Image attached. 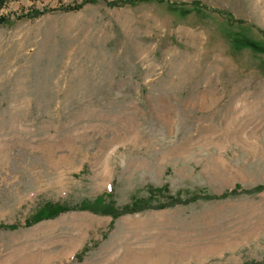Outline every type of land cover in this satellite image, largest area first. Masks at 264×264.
<instances>
[{
    "label": "rangeland",
    "instance_id": "374dc122",
    "mask_svg": "<svg viewBox=\"0 0 264 264\" xmlns=\"http://www.w3.org/2000/svg\"><path fill=\"white\" fill-rule=\"evenodd\" d=\"M80 1L3 10L0 264H264V0Z\"/></svg>",
    "mask_w": 264,
    "mask_h": 264
},
{
    "label": "trees",
    "instance_id": "16d2710c",
    "mask_svg": "<svg viewBox=\"0 0 264 264\" xmlns=\"http://www.w3.org/2000/svg\"><path fill=\"white\" fill-rule=\"evenodd\" d=\"M100 0H81L78 4H76L75 6H66L63 8V10L65 12H69V11H78L80 10L83 6L85 5H89V4H93L96 3ZM8 3V0H0V27L6 25L7 23H9L12 20L15 21H20V20H33L36 19L37 17L44 15L46 13V11H41V10H37V9H30V10H22L19 13H14L11 15H6L3 13V10L5 9L6 5ZM107 6L109 7H116L119 6L121 3V0L118 1H111V2H105ZM167 185H163L161 188H149L148 192L149 194L153 197L155 196V194L157 193H164L167 188ZM240 187L239 185H235L233 189L225 191L220 197L221 198H226L229 196H234L237 193H246V194H252V193H257L260 191H264V184L263 185H258L254 188H251L249 190H241L239 191ZM201 195L200 194H194L193 195V199L192 200H196V199H200ZM111 198V190H109L108 193L102 194L100 196H98L93 202L88 203L86 201L81 202L77 207H69L67 204L64 203H60V202H46L44 204H42L34 213H32L28 218H26L25 222H24V226L25 227H29L32 224H35L41 220H46V219H51L54 218L56 216H58L60 213L63 212H67L70 210H90L96 213H102L105 215H110L112 216L114 219L121 213H134V212H138L141 210H144L146 208H148L150 206V204L148 202H150V199H142V200H136L133 201L132 204L130 205H126L123 207L122 211H117L116 208H114V204L110 200ZM210 198V197H207ZM169 203H167V205H157L154 207H158V208H163V207H167V206H174L179 202L178 198H168ZM102 208V212H98L99 209ZM19 225L17 224H12V225H0V228H5V229H9V230H14L16 228H18ZM264 260V259H263Z\"/></svg>",
    "mask_w": 264,
    "mask_h": 264
}]
</instances>
